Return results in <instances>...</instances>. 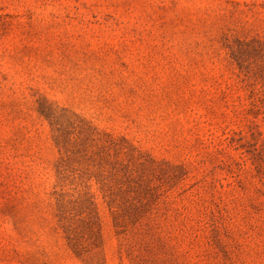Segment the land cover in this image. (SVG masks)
<instances>
[{"label": "rangeland", "instance_id": "1", "mask_svg": "<svg viewBox=\"0 0 264 264\" xmlns=\"http://www.w3.org/2000/svg\"><path fill=\"white\" fill-rule=\"evenodd\" d=\"M0 264H264V0H0Z\"/></svg>", "mask_w": 264, "mask_h": 264}]
</instances>
